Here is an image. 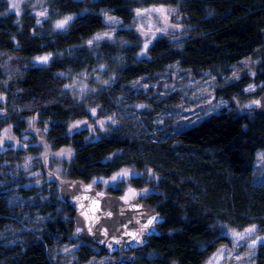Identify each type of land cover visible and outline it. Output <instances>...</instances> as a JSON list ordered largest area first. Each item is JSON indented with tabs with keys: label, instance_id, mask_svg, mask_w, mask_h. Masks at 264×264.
<instances>
[{
	"label": "trees",
	"instance_id": "16d2710c",
	"mask_svg": "<svg viewBox=\"0 0 264 264\" xmlns=\"http://www.w3.org/2000/svg\"><path fill=\"white\" fill-rule=\"evenodd\" d=\"M35 1L23 3L17 15L0 0V92L7 96L0 101V131L11 125L20 134L26 118H36L51 149L70 147L73 155L49 185L25 188L26 177L5 169L39 149L0 154V264H56L55 250L75 230L60 177L88 184L126 167L135 171L130 184L150 189L142 198L166 221L162 236L114 264H204L220 245H231L224 224L255 225L264 234V183L254 171L256 152L264 149V117L257 107L241 109L263 90L245 88L264 82V0H39L48 9L41 24ZM157 2L179 4L186 35L159 36L148 56H140L138 33L128 26L137 8ZM103 10L120 17L123 27L112 39L94 40L109 29ZM71 13L78 16L57 29L56 21ZM43 55L50 56L46 64L34 62ZM247 61L255 75L244 69L229 79ZM84 72L94 77L96 90L76 98L71 81ZM206 72L215 77V98L229 107L185 127L188 118L169 116L187 103L175 76L189 81ZM95 118L104 121L98 138L89 128H70ZM12 181L19 188L11 189ZM95 249L83 242L79 258L105 254ZM254 264H264V242Z\"/></svg>",
	"mask_w": 264,
	"mask_h": 264
},
{
	"label": "rangeland",
	"instance_id": "374dc122",
	"mask_svg": "<svg viewBox=\"0 0 264 264\" xmlns=\"http://www.w3.org/2000/svg\"><path fill=\"white\" fill-rule=\"evenodd\" d=\"M8 1L10 12H17L16 9H11V3L18 4V11L20 12L23 3L28 2L29 0ZM34 5L36 7L34 8L33 12L37 17V20L40 21L39 24H41L42 21H44L48 17V9L45 6H42V3L39 0H36L34 2ZM154 8H164L166 10H169L167 12V19H164L163 16L157 12H144V10ZM138 10L144 12V14L138 16ZM40 13H46V15H40ZM102 13L105 17L106 23L109 24V29L96 34L95 37L97 35L107 33L108 36H105L104 38L110 37L112 39L113 32L123 27L122 19L120 17H117L116 15L111 14L108 10H103ZM134 13L135 17L133 20V24L128 26V28L131 27L138 33V38L141 41L139 52L140 56H148L149 47L159 36H168L171 39H179L186 35L187 26L183 21L182 15L180 13L179 4L157 2L155 4L137 8ZM75 15L78 16V14L71 13L65 17L71 16L73 17L72 20H74ZM65 17H62L59 20H62ZM146 44L147 49L145 50ZM34 62L37 64H45L39 62L37 58L34 59ZM249 65L250 62L247 61L244 62V64L241 66L234 67L232 76L229 79L238 77L244 69L250 70L251 75L254 76L255 71H252ZM175 77L176 79H179V87H185V98L187 103L182 109V112L180 109L176 111V114L171 113V115L169 116H174L176 120L188 118L189 121L186 122L185 127H190L192 125L198 124L199 122L207 119L212 113L216 112L217 110H220L224 107H229V103L225 99L215 98V77L211 74H208L206 72L202 76V78L193 79L189 81H183V76H179L178 74ZM92 78L94 77L91 76L90 73L85 72L78 76H75L71 81V91L73 96L76 98H84L86 97V95L94 92L96 90V85L92 83ZM95 78L98 79V77ZM262 86H264V82L259 85L255 83H250L245 88V90L248 93H253L257 91L259 87ZM167 88L170 89L169 86H167ZM250 88L252 90H249ZM6 99L7 96L3 92H0V101L5 102ZM255 101H259V98L252 96L249 100L242 103L241 109L257 107L258 104L254 103ZM184 109L185 112L183 113ZM0 112H2L0 114L3 115L4 112ZM164 118L165 115L159 117V120L162 121ZM25 121L26 128L24 129V132L20 134L19 132H14L15 130H13L11 125L4 127L0 131V154H5L8 150L11 151V149L17 150L20 148L28 150L29 147L38 148L40 153H25L21 160H16L12 164V166H8L5 171H7L9 175H21L23 177H26L27 180H25V182L21 184L22 187L29 188L37 186L39 188H42L43 186L44 188V186H46L47 184L49 185L48 182L56 180L57 176L63 175L64 162H68L71 159L73 155V150L70 147H62L56 150L51 149L50 145L45 140L43 131L44 129H41L36 124V118L28 117ZM74 125L79 126L73 127ZM70 128L71 130L89 128L92 132L93 138L99 137V129L101 132L105 130L104 121L97 118L94 119L93 123H90L86 120L73 121L71 123ZM262 157H264V149H259L256 152V160L254 166L255 180L258 183H264V158ZM41 167H44V173L40 169ZM122 170H127L129 172V175L122 178L118 177L116 180H112V177L117 176V174L120 173ZM134 173L135 171L131 168H121L120 170L116 171L108 177H98L91 183H83V187L86 189L96 188L99 195L113 193L112 191L114 189L120 187L121 190L118 194L123 200L129 201L135 198H142V196L149 192L150 189L148 187L144 189H138L132 184H130V177ZM60 181L65 182L67 180L60 177ZM12 182L13 185L11 186V189L14 190L15 188H19L17 185H14V181ZM22 202H24V199H22ZM248 228L250 227L240 229L234 226H230L228 224H224L223 233L228 236V241L231 243V245L228 243L220 245L215 250V252L208 256L204 264H210V262L211 264H254L255 250L257 246L262 242H258L255 247H250V245H252L253 240L264 237V234L258 233L256 229L254 233H252L250 236L243 240H237V238L233 235V232L244 233L245 229ZM83 242L85 241L79 239L74 230L72 239L67 242H64L60 247L55 250L54 259L57 260L56 264H114L121 260H128L132 257V254L128 252L114 254L105 253L90 256L88 260L82 261L79 258L78 251L83 245ZM95 250L98 252L100 251L99 248ZM221 250L223 251V258H220Z\"/></svg>",
	"mask_w": 264,
	"mask_h": 264
},
{
	"label": "water",
	"instance_id": "95a60500",
	"mask_svg": "<svg viewBox=\"0 0 264 264\" xmlns=\"http://www.w3.org/2000/svg\"><path fill=\"white\" fill-rule=\"evenodd\" d=\"M255 113L264 117V86ZM60 193L62 199L74 207L77 237L105 253L143 248L150 238L164 234L162 225L166 216L145 199L125 201L117 193L99 195L96 188L86 189L78 179L60 181ZM153 217L156 219L148 225Z\"/></svg>",
	"mask_w": 264,
	"mask_h": 264
},
{
	"label": "snow or ice",
	"instance_id": "6c2138e0",
	"mask_svg": "<svg viewBox=\"0 0 264 264\" xmlns=\"http://www.w3.org/2000/svg\"><path fill=\"white\" fill-rule=\"evenodd\" d=\"M10 7H11V9H16L17 10V15L19 14L18 4L11 3ZM168 11L169 10H166L164 8H154V9L144 10V12H157V13L161 14L164 19H167V12ZM144 12L138 10L137 11V15L138 16H141V15L144 14ZM40 15H46V13H40ZM72 19H73V17H71V16L65 17L64 19L57 21L55 27L57 29H64ZM109 19H111V18H109ZM37 23L39 24L40 21L37 20ZM105 36H108V34L105 33V34H102V35H97L93 39L94 40H100V39H103ZM88 44L89 45H92L93 44V40H89L88 41ZM146 49H147V44L145 45V50ZM49 59H50V56L37 57V60L39 62L45 63V64L48 62ZM249 90H252V89L250 88ZM254 103L259 104V101H255ZM139 107H144V105H140ZM93 115H95V110H93ZM109 119L111 120L112 118L109 117ZM78 126L79 125H74L73 127H78ZM262 158H264V157H262ZM128 175H129V172L127 170H122L120 173L117 174V176H113L112 177V180H116L118 177H121L122 178V177H125V176H128ZM155 219H156V217H153L152 220H149L148 221V225L152 224V222ZM148 225H145V227H147ZM255 231H256V226L253 225L252 227H250L248 229H245L244 233L233 232V235L237 238V240H243V239H246L248 236H250ZM129 235H131V233ZM133 239H135V236H133ZM258 242H264V237L257 238L256 240H253L252 245H250V247H255V245ZM220 258H223V251L222 250L220 251ZM210 264H211V262H210Z\"/></svg>",
	"mask_w": 264,
	"mask_h": 264
},
{
	"label": "flooded vegetation",
	"instance_id": "af4514ba",
	"mask_svg": "<svg viewBox=\"0 0 264 264\" xmlns=\"http://www.w3.org/2000/svg\"><path fill=\"white\" fill-rule=\"evenodd\" d=\"M125 201H128V200H125Z\"/></svg>",
	"mask_w": 264,
	"mask_h": 264
}]
</instances>
